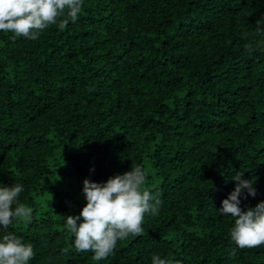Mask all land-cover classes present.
Segmentation results:
<instances>
[{
	"label": "trees",
	"instance_id": "obj_1",
	"mask_svg": "<svg viewBox=\"0 0 264 264\" xmlns=\"http://www.w3.org/2000/svg\"><path fill=\"white\" fill-rule=\"evenodd\" d=\"M12 36L0 31V184H22L33 213L0 236L31 243L29 264H264L218 210L238 171L256 189L240 207L264 201V0H83L64 30ZM137 164L158 214L106 259L76 252L65 223L83 180Z\"/></svg>",
	"mask_w": 264,
	"mask_h": 264
},
{
	"label": "clouds",
	"instance_id": "obj_2",
	"mask_svg": "<svg viewBox=\"0 0 264 264\" xmlns=\"http://www.w3.org/2000/svg\"><path fill=\"white\" fill-rule=\"evenodd\" d=\"M83 0H0V31L11 32L12 38L23 36L39 39L52 25L64 30L69 22H76ZM251 51V46H248ZM238 171L232 179L233 191L221 201V215H229L234 223L229 229L230 239L237 248L264 246V201L242 209L241 198L256 195L255 179H243ZM147 173L142 165H132L129 171L98 183L83 180L86 203L79 215H67L65 228L74 237L76 252H91L99 261L114 253L118 241L143 235L145 214L157 215L160 201L146 187ZM24 191L22 184H0V227L8 229L15 222L30 223L33 209L18 199ZM65 253L68 248L63 249ZM35 253L31 243L11 231L0 236V264H29ZM237 255L232 249L230 256ZM151 264H180L171 258L153 254Z\"/></svg>",
	"mask_w": 264,
	"mask_h": 264
}]
</instances>
